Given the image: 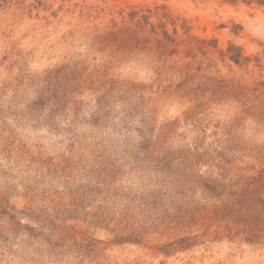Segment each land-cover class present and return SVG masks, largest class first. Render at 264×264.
Here are the masks:
<instances>
[{"label":"rangeland","instance_id":"374dc122","mask_svg":"<svg viewBox=\"0 0 264 264\" xmlns=\"http://www.w3.org/2000/svg\"><path fill=\"white\" fill-rule=\"evenodd\" d=\"M0 264H264V4H2Z\"/></svg>","mask_w":264,"mask_h":264},{"label":"trees","instance_id":"16d2710c","mask_svg":"<svg viewBox=\"0 0 264 264\" xmlns=\"http://www.w3.org/2000/svg\"><path fill=\"white\" fill-rule=\"evenodd\" d=\"M8 0H0V6L2 5V4H4V3H6ZM231 1H234V0H231ZM243 1H247V2H250V1H252V0H243ZM256 2L258 3V4H261V5H263L264 4V0H256ZM230 58L232 59V60H234V62H236V63H239V59H240V54H231L230 55ZM106 102H108L109 103V101H105V103ZM104 115H106V116H108V111H106L105 113H104ZM103 116V115H102ZM101 117V116H100ZM97 121H99V118L97 119ZM142 148H144L145 150H147L148 149V145L146 146V147H142ZM186 241V240H185ZM176 243H178L180 246V248H184V247H186V246H182V245H188V244H183L184 243V241H183V239H179L178 241H176Z\"/></svg>","mask_w":264,"mask_h":264}]
</instances>
